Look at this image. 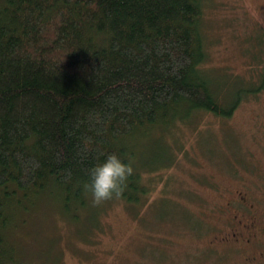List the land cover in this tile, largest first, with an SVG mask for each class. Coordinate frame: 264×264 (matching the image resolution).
<instances>
[{
    "label": "trees",
    "instance_id": "1",
    "mask_svg": "<svg viewBox=\"0 0 264 264\" xmlns=\"http://www.w3.org/2000/svg\"><path fill=\"white\" fill-rule=\"evenodd\" d=\"M202 15L199 0H0V264L30 260L18 234L42 196L87 237L114 201L144 207L149 175L161 180L134 164L142 141L191 113L229 117L262 92L264 53L259 85L220 104L203 73ZM109 152L134 172L117 199L93 203L89 170ZM34 243L39 263L63 264Z\"/></svg>",
    "mask_w": 264,
    "mask_h": 264
},
{
    "label": "rangeland",
    "instance_id": "2",
    "mask_svg": "<svg viewBox=\"0 0 264 264\" xmlns=\"http://www.w3.org/2000/svg\"><path fill=\"white\" fill-rule=\"evenodd\" d=\"M199 1L207 54L203 73L228 111L229 102L223 104L221 98L232 99L238 90L259 85L260 70L252 65L264 53V23L252 11L264 16V0ZM245 98L229 117L191 113V118L142 141L134 164L142 175L155 173L161 180L148 176L150 185L154 187V181L156 185L144 207L114 201L99 214L101 227L87 232L88 238L78 236L56 200L42 196L41 202L29 206L27 229L18 234L22 258L30 259L26 264H41L35 241L45 243V254L59 252L63 264L237 263L235 253L212 248L208 240L217 232L222 193L234 178L253 172L252 167L262 168L264 162V94ZM214 206L210 222L209 210ZM14 221L21 226L17 217Z\"/></svg>",
    "mask_w": 264,
    "mask_h": 264
},
{
    "label": "flooded vegetation",
    "instance_id": "3",
    "mask_svg": "<svg viewBox=\"0 0 264 264\" xmlns=\"http://www.w3.org/2000/svg\"><path fill=\"white\" fill-rule=\"evenodd\" d=\"M254 171L234 178L222 193L224 204L221 215L217 214V232L208 240L211 246L235 253L239 259L235 264H264V163Z\"/></svg>",
    "mask_w": 264,
    "mask_h": 264
},
{
    "label": "clouds",
    "instance_id": "4",
    "mask_svg": "<svg viewBox=\"0 0 264 264\" xmlns=\"http://www.w3.org/2000/svg\"><path fill=\"white\" fill-rule=\"evenodd\" d=\"M256 19L264 23V16L256 10L252 11ZM134 169L130 158L109 152L103 159L94 164L89 170V179L85 187L91 192L93 203H100L120 195L127 179L133 174Z\"/></svg>",
    "mask_w": 264,
    "mask_h": 264
}]
</instances>
